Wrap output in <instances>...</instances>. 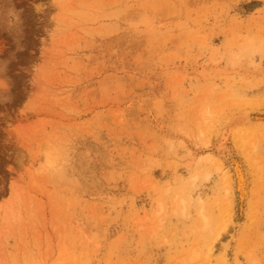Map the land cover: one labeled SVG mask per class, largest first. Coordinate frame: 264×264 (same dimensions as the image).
Segmentation results:
<instances>
[{"label": "rangeland", "instance_id": "374dc122", "mask_svg": "<svg viewBox=\"0 0 264 264\" xmlns=\"http://www.w3.org/2000/svg\"><path fill=\"white\" fill-rule=\"evenodd\" d=\"M0 264H264V0H0Z\"/></svg>", "mask_w": 264, "mask_h": 264}, {"label": "bare ground", "instance_id": "6f19581e", "mask_svg": "<svg viewBox=\"0 0 264 264\" xmlns=\"http://www.w3.org/2000/svg\"><path fill=\"white\" fill-rule=\"evenodd\" d=\"M238 177H239V181H240V183H242L243 184V182H244V179H243V176H242V174L239 172L238 173ZM212 252V248H211V250H210V253Z\"/></svg>", "mask_w": 264, "mask_h": 264}]
</instances>
